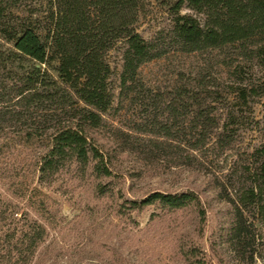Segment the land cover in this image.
I'll use <instances>...</instances> for the list:
<instances>
[{
	"label": "rangeland",
	"instance_id": "1",
	"mask_svg": "<svg viewBox=\"0 0 264 264\" xmlns=\"http://www.w3.org/2000/svg\"><path fill=\"white\" fill-rule=\"evenodd\" d=\"M21 1L41 9L46 2ZM177 1L140 0L134 28L162 51L159 58L141 66L140 76L159 95L160 109L147 108L145 115L139 105L124 102L106 117L104 129L90 132L111 160L109 178L76 181L60 175L50 185L37 184L41 158L49 149L52 113L45 105L28 109L16 105L20 76L32 65L27 59L7 67L0 63V217L13 224L20 214H26L46 225L47 234L33 264H185L175 249L188 243L210 256L213 264L211 246L221 264H264V221L252 207L241 209L240 216L234 210L236 196L248 186L250 154L264 142L261 126L239 130L224 147L215 142L219 129H213L204 146L192 149L197 137L192 115L181 111L176 117L162 115L166 104L174 103V87L202 82L198 86L204 91L201 104L216 123L222 124L230 112L235 102L231 88L237 86L256 87L261 94L251 97L255 119L260 120L264 114L263 69L256 59L238 57L236 47L190 55L176 51L171 28ZM179 14L200 18L186 4ZM121 52L118 44L107 54L115 94ZM155 115L168 123L169 137L131 130L144 116ZM98 183L106 191L100 196L93 189ZM182 190L196 194L203 215L198 217L188 208L148 221L150 209H146L139 215L131 213L132 223L126 215L115 213L122 199ZM113 253L118 262L110 258Z\"/></svg>",
	"mask_w": 264,
	"mask_h": 264
},
{
	"label": "trees",
	"instance_id": "2",
	"mask_svg": "<svg viewBox=\"0 0 264 264\" xmlns=\"http://www.w3.org/2000/svg\"><path fill=\"white\" fill-rule=\"evenodd\" d=\"M139 4L140 0H46L41 9L21 0H0V63L7 67L24 58L32 64L20 76L16 105L23 109L45 105L54 121L49 149L37 171L38 185H50L60 175L76 181L111 177V160L90 132L104 129L106 117L121 109L124 102L139 105L145 115L147 108L160 109L161 99L144 83L140 68L159 58L162 51L134 28ZM184 4L200 18L180 15ZM174 12L171 42L176 51L190 55L236 47L238 57L257 60L264 79V0H178ZM118 44L122 45V64L115 94L107 54ZM199 85L174 87V103L166 104L162 112L169 117H176L180 111L192 115L197 131L192 149L204 146L213 129H219L215 142L221 147L229 145L233 134L241 129L261 126L264 137V114L255 119L251 100L261 95L256 87L231 88L235 102L219 124L207 106H202L200 94L204 91L198 90ZM62 115L65 118L58 120ZM144 117L131 130L170 136L165 120L159 121L158 115ZM250 155L253 162L246 169L248 186L236 196L234 210L240 216L241 209L252 207L264 221V142ZM93 189L99 196L106 192L100 183ZM188 208L198 217L203 215L191 190L152 191L140 198L122 199L115 213L126 215L134 223L131 213L139 215L150 209L151 221ZM5 219L0 217V264H33L46 237V225L26 214H20L13 224L4 223ZM175 250L185 264H213L211 257L193 243L178 245ZM210 253L216 264L222 263L213 246ZM110 258L119 260L114 253Z\"/></svg>",
	"mask_w": 264,
	"mask_h": 264
}]
</instances>
